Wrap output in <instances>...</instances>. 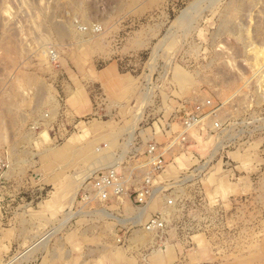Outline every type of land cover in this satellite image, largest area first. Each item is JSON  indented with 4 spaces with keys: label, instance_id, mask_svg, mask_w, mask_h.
Segmentation results:
<instances>
[{
    "label": "rangeland",
    "instance_id": "rangeland-1",
    "mask_svg": "<svg viewBox=\"0 0 264 264\" xmlns=\"http://www.w3.org/2000/svg\"><path fill=\"white\" fill-rule=\"evenodd\" d=\"M263 57L264 0H0V264H264ZM152 140L184 179L163 228L80 196Z\"/></svg>",
    "mask_w": 264,
    "mask_h": 264
},
{
    "label": "built area",
    "instance_id": "built-area-1",
    "mask_svg": "<svg viewBox=\"0 0 264 264\" xmlns=\"http://www.w3.org/2000/svg\"><path fill=\"white\" fill-rule=\"evenodd\" d=\"M207 105L211 107L208 112H202V108L198 106L190 110L186 108L182 112L180 119L184 130L179 135L182 142L189 141V131L196 126H203L206 118L214 120V130L222 128L221 120L217 119V108L212 106L211 101H208ZM172 147V145L166 147L156 141H150L142 153L139 150H134L129 155L133 161L132 169L141 172L140 176L136 177L133 174L129 179L120 164L101 168L83 182L79 190L80 196L83 199H88V192L91 194L92 190L97 199L110 201L119 199L123 194L129 192L128 194L135 206L142 209L159 202L162 210L153 212L146 222V228L151 230L163 228L166 221L163 209L174 205L175 191L184 182V179L177 180L166 176L167 154L172 150ZM9 168V159L0 147V188L4 186L7 180Z\"/></svg>",
    "mask_w": 264,
    "mask_h": 264
},
{
    "label": "bare ground",
    "instance_id": "bare-ground-1",
    "mask_svg": "<svg viewBox=\"0 0 264 264\" xmlns=\"http://www.w3.org/2000/svg\"><path fill=\"white\" fill-rule=\"evenodd\" d=\"M195 6V5H194ZM261 50V49H260ZM262 55V54H261ZM264 58V57H263ZM260 64V63H259ZM203 103V102H202ZM8 113V112H7ZM4 123V122H3ZM206 125V124H205ZM116 165H118V164H116V163H111V164H109L108 166H106L105 168H109V167H112V166H116ZM92 192V191H91ZM93 200V199H92ZM78 202V201H77ZM146 212V209L144 208L143 209V211H141V212H139V213H137V214H135L136 215V217H138V218H142V216H143V214ZM103 213V212H102ZM41 242V241H40ZM9 263V262H8ZM8 263H4V264H8Z\"/></svg>",
    "mask_w": 264,
    "mask_h": 264
}]
</instances>
